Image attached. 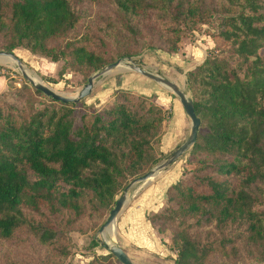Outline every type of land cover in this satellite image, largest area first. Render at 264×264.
Returning <instances> with one entry per match:
<instances>
[{"label":"trees","instance_id":"16d2710c","mask_svg":"<svg viewBox=\"0 0 264 264\" xmlns=\"http://www.w3.org/2000/svg\"><path fill=\"white\" fill-rule=\"evenodd\" d=\"M82 2L0 0V51L23 47L63 59L58 74L70 66L86 82L113 59L100 35L81 30ZM111 2L137 43L144 20L167 25L147 46L169 53L186 32L220 19L213 48L186 72L200 119L192 167L148 220L159 222V233L170 230L174 264L264 262V0ZM2 96L0 239L23 235L44 249L49 264H62L71 253L70 232L97 230L117 195L160 159L155 145L168 110L117 90L108 106L79 112L82 100H54L26 81ZM97 245L91 239L89 247ZM0 264L17 263L6 257ZM88 264L121 263L107 253Z\"/></svg>","mask_w":264,"mask_h":264},{"label":"rangeland","instance_id":"374dc122","mask_svg":"<svg viewBox=\"0 0 264 264\" xmlns=\"http://www.w3.org/2000/svg\"><path fill=\"white\" fill-rule=\"evenodd\" d=\"M81 5L84 16V20L80 24V26L83 27L81 30L89 29V34H92L94 39H96L97 35L101 36L106 45L105 49L107 51V55L113 59L112 62L122 58L126 61L130 60L133 63L142 65L150 71L176 82L190 96L186 86V72L198 65L197 63L199 62V58L204 54L198 49L200 43L209 39L211 42V48H213L214 36L217 33L220 22L218 17L211 18L207 24L201 25L194 31L186 32L180 37L177 51L169 53L163 50L162 47L149 48L147 46L148 43L159 40L155 39L156 36H160L166 32L167 25H164L159 21L144 20L143 26L141 27L142 33L140 35L142 38L139 39V42L137 43L132 34L124 30L125 20L122 15L115 10L111 0H84ZM1 40L2 39L0 37V41ZM13 52L21 60L22 66L27 72L36 76L45 85L51 87L53 90L62 95L75 96L77 91L85 83L82 78V74L79 71L72 69L70 66H67L64 69L62 75L58 74L59 70L64 65L63 59L53 61L50 58L32 53L27 48L23 47H19L13 50ZM126 52L134 53L130 57L119 56L121 53ZM208 52L209 49H207L206 55ZM188 54H192L193 57L191 59L188 58ZM94 73L95 72L90 75ZM44 78H52L55 82L48 81ZM24 81L30 84L27 80H25L15 62H0V98L3 97L2 94L7 91L9 86L20 87ZM117 90L131 92L134 97L142 96L154 104H157L155 102V97L158 96L161 100H169L170 103H174L177 107L181 106L178 98L164 85L134 71L118 67L95 79L91 93L87 97L81 99L83 103L77 105V110L79 112H89L92 108L100 109L102 107H106L111 103ZM144 90H148L151 93L146 94ZM165 109L168 110L169 118L164 121L160 135L161 142L159 141V144L155 145L158 150L162 146V138L168 131V127L171 124V106L168 105ZM189 131L190 120L187 119L186 123L181 127V130L178 133L180 134V139L177 141L176 146L167 151L165 154L161 151L160 159L151 168L164 161L171 154V152L187 138ZM168 132H170V130ZM168 134L169 133H167V135ZM189 149L176 159V161H174L178 162L181 168V174L178 180L183 177L182 171L184 169L186 170L192 167V164L189 162ZM134 180L135 179L131 180L127 186ZM137 185L138 182H133L127 189L126 194H128V192ZM124 189L117 195L116 198L124 192ZM167 202V198L165 197V203L162 209L156 213H149L148 216L161 213V211H163V209L167 206ZM108 214L109 211L104 212L101 225L105 222ZM158 224L159 222H156L153 225L156 231ZM114 227L115 234L112 238L109 236L105 238L103 235L98 233L99 228H97V230L93 233H79L77 231L70 232L72 241L71 253L64 259L62 264H88L94 256L110 253L108 249L100 243L103 239L107 240L109 244L118 243L115 223ZM208 227L209 226L207 225L204 229H207ZM158 234L161 236L162 240L164 239V242H167L165 243L167 248L166 254L160 256L145 255L144 253H140V257L143 258L142 262L144 264H174L173 259L176 256V251L170 245V230L166 229L165 232H158ZM91 239H95L98 245L89 247ZM6 257L14 260L17 264H49L47 256L44 254V249L38 247L31 241L30 238H26L23 235L17 236L12 241H4L0 239V261L4 260ZM223 258L224 256L222 254L215 257L216 260H223ZM245 264H264V262L246 261Z\"/></svg>","mask_w":264,"mask_h":264},{"label":"crops","instance_id":"0c3cea01","mask_svg":"<svg viewBox=\"0 0 264 264\" xmlns=\"http://www.w3.org/2000/svg\"><path fill=\"white\" fill-rule=\"evenodd\" d=\"M210 47L211 42L209 39L200 43L198 49L204 54L199 58L197 64L202 62L207 49ZM192 57V54H188V58L191 59ZM144 91L146 94L151 93L148 90ZM155 102L162 108H167L168 105L171 106V124L168 127V131L170 130V132L167 131L164 134L162 146L160 147L162 153L165 154L176 146L177 141L180 139V134L178 133L186 123L188 117L182 106L177 107L174 103H170L169 100H161L157 96L155 97ZM167 133L169 134L167 135ZM180 169L179 163L174 162L158 170L144 182H138V185L126 195V200L114 223L116 225L117 244L123 248L134 264H144L142 262L143 258L139 255L140 253L162 256L167 252L165 244L167 242H164V239L162 240L154 226L150 223L148 214L156 213L162 209L165 203L166 190L170 185L176 183L181 174Z\"/></svg>","mask_w":264,"mask_h":264},{"label":"water","instance_id":"95a60500","mask_svg":"<svg viewBox=\"0 0 264 264\" xmlns=\"http://www.w3.org/2000/svg\"><path fill=\"white\" fill-rule=\"evenodd\" d=\"M0 56H9L19 68L21 74L35 89L40 90L45 96L51 97L54 100L62 101V102H78L84 97H87L93 88L94 81L98 77L106 74L107 72L121 67L125 70H131L136 73H139L155 82H158L165 87H167L179 100L185 114L187 115L188 119L190 120V131L187 138L178 146L176 147L171 154L162 162L157 164L155 167L149 169L146 173L136 178L133 182H144L149 177H151L155 172L158 170L167 167L176 159H178L183 153H185L189 148L196 141L197 131L200 126V119L194 112L193 101L188 93L181 88L178 84L174 83L173 81L169 80L168 78L162 77L149 69L145 68L142 65L136 64L131 62L130 60H124L119 58L113 63H110L100 69L99 71L95 72L94 74L90 75L87 78V81L82 85V87L77 91L75 96H67L62 95L56 91H54L51 87L45 85L40 80H34L32 76L23 68L21 60L14 54L12 51H0ZM131 182L125 189L124 192L116 199L114 206L109 211V214L105 220V222L99 227L98 233L102 235L105 228L114 223L120 209L122 208L125 200H126V192L127 189L132 185ZM102 246H105L108 251L113 254V256L121 263V264H134L128 254L123 250V248L116 243H108L107 240L103 239L100 243Z\"/></svg>","mask_w":264,"mask_h":264},{"label":"bare ground","instance_id":"6f19581e","mask_svg":"<svg viewBox=\"0 0 264 264\" xmlns=\"http://www.w3.org/2000/svg\"><path fill=\"white\" fill-rule=\"evenodd\" d=\"M0 62L2 63H12L14 62L9 56H0ZM29 73V72H28ZM30 74V73H29ZM32 78L36 81V80H40L38 79L36 76L31 75ZM55 91V90H54ZM115 234V227H114V223L112 222L111 224H109L105 230L103 231L102 235L106 238L107 236H109L110 238H112Z\"/></svg>","mask_w":264,"mask_h":264}]
</instances>
